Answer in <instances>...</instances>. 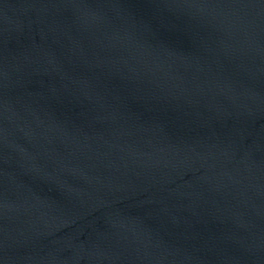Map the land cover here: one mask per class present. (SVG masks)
Here are the masks:
<instances>
[{"label":"water","instance_id":"95a60500","mask_svg":"<svg viewBox=\"0 0 264 264\" xmlns=\"http://www.w3.org/2000/svg\"><path fill=\"white\" fill-rule=\"evenodd\" d=\"M0 264H264V0H0Z\"/></svg>","mask_w":264,"mask_h":264}]
</instances>
